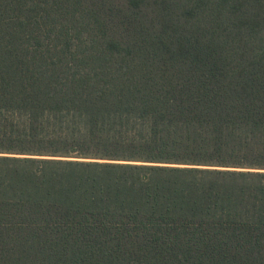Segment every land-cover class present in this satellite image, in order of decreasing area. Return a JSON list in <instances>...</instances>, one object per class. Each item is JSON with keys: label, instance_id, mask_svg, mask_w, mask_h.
<instances>
[{"label": "trees", "instance_id": "obj_1", "mask_svg": "<svg viewBox=\"0 0 264 264\" xmlns=\"http://www.w3.org/2000/svg\"><path fill=\"white\" fill-rule=\"evenodd\" d=\"M0 264H264V0H0Z\"/></svg>", "mask_w": 264, "mask_h": 264}]
</instances>
